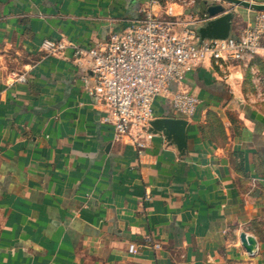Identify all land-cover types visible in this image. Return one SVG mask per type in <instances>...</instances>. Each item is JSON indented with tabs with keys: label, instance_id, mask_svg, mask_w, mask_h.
Returning a JSON list of instances; mask_svg holds the SVG:
<instances>
[{
	"label": "crops",
	"instance_id": "obj_1",
	"mask_svg": "<svg viewBox=\"0 0 264 264\" xmlns=\"http://www.w3.org/2000/svg\"><path fill=\"white\" fill-rule=\"evenodd\" d=\"M158 1L156 13L205 12L202 0ZM145 6L0 0V264H264V103L255 92H264V59L201 62L181 84L199 99L184 152L154 135L137 153L112 137L70 49L41 48L63 37L93 46ZM225 7L232 36L256 15ZM17 73L25 81L12 82ZM154 109V118L181 117L166 97ZM241 233L255 238L254 253Z\"/></svg>",
	"mask_w": 264,
	"mask_h": 264
},
{
	"label": "built area",
	"instance_id": "obj_2",
	"mask_svg": "<svg viewBox=\"0 0 264 264\" xmlns=\"http://www.w3.org/2000/svg\"><path fill=\"white\" fill-rule=\"evenodd\" d=\"M153 5L159 6V1L146 0L139 19L93 46L83 47L64 37L41 44L47 55L70 49L73 63L83 72L80 79L85 91L105 109L103 120L112 137L128 139L137 153L154 136L148 126L156 114V99L168 98L181 117L194 115L199 99L181 84L201 62L208 60L222 68L231 61L264 59V11H257L235 36L200 40L197 26L209 19L206 12L178 18L172 6L156 13ZM11 79L25 81V74H13ZM128 251L135 253V246L130 244Z\"/></svg>",
	"mask_w": 264,
	"mask_h": 264
},
{
	"label": "water",
	"instance_id": "obj_3",
	"mask_svg": "<svg viewBox=\"0 0 264 264\" xmlns=\"http://www.w3.org/2000/svg\"><path fill=\"white\" fill-rule=\"evenodd\" d=\"M216 3L202 0L209 19L197 26L200 40L224 39L231 37L233 13L225 4L240 6L252 11H264V2L252 0H215ZM148 130L153 135H162L168 144H172L183 153L187 145L188 120L184 117H156L149 121ZM239 239L249 254L256 251V240L252 235L241 233Z\"/></svg>",
	"mask_w": 264,
	"mask_h": 264
},
{
	"label": "rangeland",
	"instance_id": "obj_4",
	"mask_svg": "<svg viewBox=\"0 0 264 264\" xmlns=\"http://www.w3.org/2000/svg\"><path fill=\"white\" fill-rule=\"evenodd\" d=\"M254 13V12H253ZM241 25H244V23L243 24H241ZM261 81H259V79H258V83L256 84V86L258 87V85H259V83H260ZM256 92V95L262 100V102L264 103V92L262 91V89L261 90H259V91H255Z\"/></svg>",
	"mask_w": 264,
	"mask_h": 264
},
{
	"label": "trees",
	"instance_id": "obj_5",
	"mask_svg": "<svg viewBox=\"0 0 264 264\" xmlns=\"http://www.w3.org/2000/svg\"><path fill=\"white\" fill-rule=\"evenodd\" d=\"M209 116H213V114H212V113H210V114H209Z\"/></svg>",
	"mask_w": 264,
	"mask_h": 264
}]
</instances>
